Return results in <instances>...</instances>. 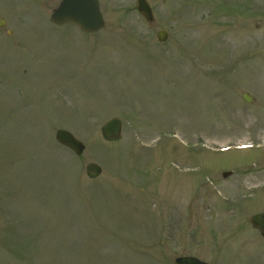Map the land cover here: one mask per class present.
Instances as JSON below:
<instances>
[{"label": "rangeland", "instance_id": "374dc122", "mask_svg": "<svg viewBox=\"0 0 264 264\" xmlns=\"http://www.w3.org/2000/svg\"><path fill=\"white\" fill-rule=\"evenodd\" d=\"M60 1L0 0V264H173L185 252L264 264L249 222L264 210V147L211 149L264 144V0H148L153 27L136 0H100L106 26L92 34L50 23ZM19 85L38 92L18 97ZM114 116L123 132L110 142L101 126Z\"/></svg>", "mask_w": 264, "mask_h": 264}, {"label": "water", "instance_id": "95a60500", "mask_svg": "<svg viewBox=\"0 0 264 264\" xmlns=\"http://www.w3.org/2000/svg\"><path fill=\"white\" fill-rule=\"evenodd\" d=\"M137 8L139 12L146 18L148 22L155 19L153 8L148 0H137ZM51 20L57 24L74 22L87 32H95L105 26V20L101 11L99 0H62L60 5L53 10ZM160 41H165L169 32L161 29L157 32ZM243 97L251 100V97L244 93ZM122 120L114 117L102 126V134L106 140L113 141L121 138ZM57 139L71 147L81 154L85 148L82 141L77 139L70 131L59 129L56 134ZM102 171L99 164L90 162L87 165V173L90 177L98 176ZM227 175V173H225ZM251 223L257 227L264 236V212L251 216ZM177 264H205L196 259H180Z\"/></svg>", "mask_w": 264, "mask_h": 264}, {"label": "flooded vegetation", "instance_id": "af4514ba", "mask_svg": "<svg viewBox=\"0 0 264 264\" xmlns=\"http://www.w3.org/2000/svg\"><path fill=\"white\" fill-rule=\"evenodd\" d=\"M2 55V53L0 54V60L2 61V59H3V56H1ZM19 69V68H18ZM22 69V70H21ZM29 70H31V71H34V70H37V68H31V67H23V68H20V70H19V75H27L29 72ZM31 73H33V72H31ZM38 77H35V78H33V77H29V76H26V77H20L19 79L21 80V81H23V82H25L26 83V81H28V80H30V82H32V81H34V80H36ZM35 84V83H34ZM23 88H24V86H22V85H19V89H18V94H19V96L18 97H22L23 98V94H25L24 95V97L26 96V94H27V90L30 92V91H34V92H38L37 91V89H33V88H29V89H25V90H23ZM28 99V98H27ZM27 101V100H26ZM20 102V101H19ZM27 103H24V105H26Z\"/></svg>", "mask_w": 264, "mask_h": 264}]
</instances>
